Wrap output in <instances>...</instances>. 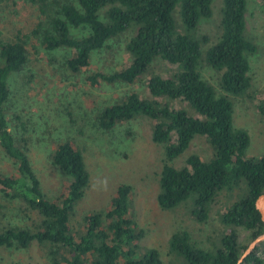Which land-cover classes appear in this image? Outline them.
I'll return each instance as SVG.
<instances>
[{"label": "trees", "instance_id": "trees-1", "mask_svg": "<svg viewBox=\"0 0 264 264\" xmlns=\"http://www.w3.org/2000/svg\"><path fill=\"white\" fill-rule=\"evenodd\" d=\"M45 1L41 12L47 20L38 24L34 35L40 36L50 51L72 50L67 66L75 73L89 66L93 51L132 24L137 25L136 34L127 44L130 63L111 74L91 73L88 81L93 86L101 80L134 84L158 58L176 66L172 76L153 74L149 78V97L132 91L123 100L106 106L99 123L110 130L139 115L154 121L152 138L165 148L158 194L163 209L190 201L192 213L205 221L211 203L222 190L241 189L238 199L221 214L226 230L214 250L196 247L186 230L171 238V248L184 256V264H236L246 245L240 244L234 228L250 230L252 239L264 233V222L255 205L264 193V156H247L250 138L246 130L234 126L232 102L227 96H217L198 70L200 41L190 32L202 17L211 16L212 0H68L52 14L47 13ZM177 6L186 33L178 29L173 17ZM246 11L247 0H224L222 35L207 54L211 66L224 70L222 88L227 93L240 94L252 87L248 54L257 47L244 36ZM71 27L87 28L89 33L75 37ZM28 37H0V146L18 169L17 175L0 172V192L36 211L40 222L34 230L1 228L0 248H28L37 242L47 247L49 264H160L156 249L137 255L143 232L130 215L129 184L117 187L107 210L84 216V231L73 230L71 216L89 184V172L82 151L71 139L59 143L52 155L53 164L69 180L57 199L45 194L27 150L16 143L4 108L11 95L12 75L29 62ZM248 96L254 98L251 93ZM259 100H263L258 105L264 117V98ZM171 101L178 103L172 105ZM197 135L212 145L211 159L192 154L182 167L170 164ZM261 262L256 247L242 264Z\"/></svg>", "mask_w": 264, "mask_h": 264}, {"label": "rangeland", "instance_id": "rangeland-1", "mask_svg": "<svg viewBox=\"0 0 264 264\" xmlns=\"http://www.w3.org/2000/svg\"><path fill=\"white\" fill-rule=\"evenodd\" d=\"M43 0H0V37L14 40L17 36H29V62L11 77V95L4 108L16 143L27 150L32 167L50 199H57L68 178L52 162L57 145L73 140L82 151L89 172V184L71 216L75 232L84 231L83 218L96 211H105L120 184L131 186L130 215L142 230L137 242V255L156 249L160 264H184L186 259L171 248L172 236L186 230L192 243L205 250H214L221 244L226 226L221 214L238 199L241 189L222 190L210 205L208 217L200 221L192 213L190 201L173 209H163L158 202L160 178L165 164L164 145L152 138L154 121L145 115L118 123L105 130L99 123L101 111L119 102L135 91L141 97H149L148 80L153 74L172 76L177 68L162 59L154 60L134 84L107 83L101 80L93 86L88 77L93 72L111 74L131 61L127 44L136 34L137 25L107 41L106 45L92 52L89 66L73 72L67 66L72 55L68 48L50 51L34 35L38 24L46 22L41 12ZM68 0H46L47 13H54ZM72 1V0H71ZM224 0H212L211 16L202 17L190 33L200 41L201 56L198 70L209 82L217 96H227L233 104V124L247 131L250 144L247 156H264V117L258 103L264 98V0H247L246 28L244 36L256 47L248 54L250 90L240 94L227 93L222 88L224 70L211 66L207 54L222 35ZM108 7H106L107 9ZM105 10L101 11L104 17ZM178 29L187 32L183 25L180 6L173 12ZM44 24V23H43ZM75 37L89 33L87 28L71 27ZM251 93L254 98L248 96ZM172 105L177 101H171ZM214 153L210 142L197 135L189 148L170 162L182 167L187 158L198 154L210 160ZM0 172L18 174L15 161L0 146ZM40 218L18 199L0 192V229L7 227H38ZM242 246L248 245L252 232L244 227L234 228ZM245 249V250H246ZM257 254L264 264V241L257 245ZM48 249L37 242L28 248L16 246L0 248V264H49ZM86 264H92L88 261Z\"/></svg>", "mask_w": 264, "mask_h": 264}, {"label": "water", "instance_id": "water-1", "mask_svg": "<svg viewBox=\"0 0 264 264\" xmlns=\"http://www.w3.org/2000/svg\"><path fill=\"white\" fill-rule=\"evenodd\" d=\"M256 208L260 212L261 219L264 222V193L260 194L255 201ZM264 241V233L257 236L247 247L236 264H242L246 257L250 255L259 243Z\"/></svg>", "mask_w": 264, "mask_h": 264}]
</instances>
